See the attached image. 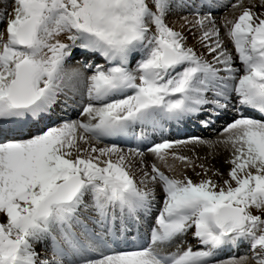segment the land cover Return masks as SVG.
<instances>
[{"label": "snow or ice", "instance_id": "6c2138e0", "mask_svg": "<svg viewBox=\"0 0 264 264\" xmlns=\"http://www.w3.org/2000/svg\"><path fill=\"white\" fill-rule=\"evenodd\" d=\"M0 264H264V0H0Z\"/></svg>", "mask_w": 264, "mask_h": 264}, {"label": "bare ground", "instance_id": "6f19581e", "mask_svg": "<svg viewBox=\"0 0 264 264\" xmlns=\"http://www.w3.org/2000/svg\"><path fill=\"white\" fill-rule=\"evenodd\" d=\"M202 151H203V150H202ZM217 164H218V166H220V165H219V162H217Z\"/></svg>", "mask_w": 264, "mask_h": 264}]
</instances>
